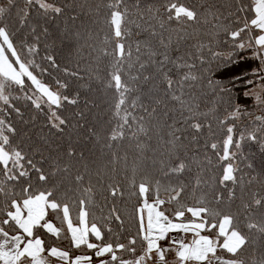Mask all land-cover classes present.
Listing matches in <instances>:
<instances>
[{"label": "snow or ice", "instance_id": "snow-or-ice-1", "mask_svg": "<svg viewBox=\"0 0 264 264\" xmlns=\"http://www.w3.org/2000/svg\"><path fill=\"white\" fill-rule=\"evenodd\" d=\"M76 7L60 37L67 63L44 57L63 73L49 83L29 59L49 29L32 17L54 21L69 4L0 0V264H264V115L247 103L264 112V0ZM26 28L34 43L18 50ZM247 58L253 87L213 78ZM85 93L89 114L107 111L73 124L65 112ZM24 108L44 116L35 132ZM70 127L97 150L64 147Z\"/></svg>", "mask_w": 264, "mask_h": 264}, {"label": "trees", "instance_id": "trees-1", "mask_svg": "<svg viewBox=\"0 0 264 264\" xmlns=\"http://www.w3.org/2000/svg\"><path fill=\"white\" fill-rule=\"evenodd\" d=\"M18 2L22 5L23 0H18ZM56 3L58 4H69V8L66 10L65 14L61 17H57L54 21L49 20L45 21L42 17H40L37 14H33L32 20L33 23H36L38 21L37 25V34H41V26H47L49 29V35L47 37L43 36L41 34V38L38 44V54H36L34 57L29 56V59H34L36 64L40 65V67L35 69L34 74H40V68H45L49 69V72L51 75H49L48 72L44 73L42 76V79H44L46 82L51 83L52 80L55 77H61L63 78V73L62 71H58L56 69H51L49 68V63L46 59H44L45 56L47 55H55L57 58V61L60 63L61 68L64 67V65L67 63L65 56L67 50L64 49L61 45V35H62V30L67 26L69 28H72V22L68 19V17L72 14L73 8L72 5H76L77 7L75 8L76 12H80V8L78 7L79 5H90L96 0H55ZM191 3H198L200 0H189ZM218 2H222V0H218ZM249 19H251V14H249ZM30 29H24L21 32L16 33V35L13 37V42L14 45L18 48V50L21 47L22 41H26V44H31L34 43L33 36L29 35ZM205 44H207L209 41L207 38L203 40ZM24 53L27 55V48H24ZM205 54L207 55V49H205ZM243 56L245 57H250L249 52H244L242 53ZM217 61L212 62V67L215 69ZM258 61L253 60L251 58H247L243 60L242 62L231 65L228 68H221L220 71H216L214 74V79H219L223 83L227 84L228 87L232 88L233 84L235 85L234 92L237 90L239 92H242L243 90H246L247 88L253 87L252 85H247L245 83L246 80L248 79H255L251 75V72L253 69H256L258 67ZM71 66V65H70ZM200 66L197 64V69H193L194 72L199 74ZM242 77V79L237 80L235 77ZM14 95H17L19 93H13ZM96 98V94L94 93H85L84 95L81 96L80 100V105L79 107L73 108L72 106H69L67 111L65 112V115H68L72 119V123L75 124L78 117L74 115V113L79 112L81 110L85 111V113L89 116V123L93 122V117L97 113L104 114L107 110H104V112H101V109H93L92 113H88V109L85 107V100H91ZM248 106L250 110L253 112V115H264V112H262L260 109L257 108H252V102L247 101ZM18 104L23 107V101H18ZM25 111V119L29 118H34V124H29L28 128H30L33 132L39 129L41 125L44 123V116L43 114H37L35 111L29 110L27 108H24ZM251 119L245 118L244 123H247L248 120ZM20 127H25L23 125H19ZM45 134H47V129H45ZM54 140L56 137L53 135L52 137ZM69 142L76 147L77 149H83L85 151V155H89V149L96 151L97 147L95 145V141H88L85 142L83 140L82 136V130L78 128H69L63 139L61 140V143L63 144L64 147H67ZM115 227V225H113ZM94 239V238H93ZM60 241H65V244H68L69 247H71L70 242L68 240H60ZM53 242H58V241H53ZM73 250V248H71ZM81 251V250H80ZM83 252H88L87 249H83ZM92 254V253H91Z\"/></svg>", "mask_w": 264, "mask_h": 264}, {"label": "crops", "instance_id": "crops-1", "mask_svg": "<svg viewBox=\"0 0 264 264\" xmlns=\"http://www.w3.org/2000/svg\"><path fill=\"white\" fill-rule=\"evenodd\" d=\"M93 239V238H92ZM55 244H57L58 246L62 247V248H67L70 251V254L75 256V255H81V254H88L91 255V252H83V250L81 249H71L72 247H69L68 244H65V241H58V242H54ZM81 250V251H80Z\"/></svg>", "mask_w": 264, "mask_h": 264}]
</instances>
